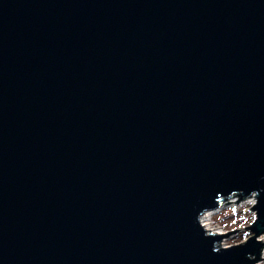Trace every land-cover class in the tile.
Returning a JSON list of instances; mask_svg holds the SVG:
<instances>
[{"label": "water", "instance_id": "obj_1", "mask_svg": "<svg viewBox=\"0 0 264 264\" xmlns=\"http://www.w3.org/2000/svg\"><path fill=\"white\" fill-rule=\"evenodd\" d=\"M255 197L221 248L201 217ZM264 0H0V264L264 261Z\"/></svg>", "mask_w": 264, "mask_h": 264}, {"label": "rangeland", "instance_id": "obj_2", "mask_svg": "<svg viewBox=\"0 0 264 264\" xmlns=\"http://www.w3.org/2000/svg\"><path fill=\"white\" fill-rule=\"evenodd\" d=\"M239 201V198H234L224 203L218 210L205 214V216L209 215L212 219L210 228L218 234L223 233L221 235H226L241 230L229 238H224L222 245H220L221 248L240 245L252 236V233L246 228L251 227L256 220V214L252 209L257 201L255 198L238 203ZM261 240H264V238ZM260 264H264V262Z\"/></svg>", "mask_w": 264, "mask_h": 264}, {"label": "bare ground", "instance_id": "obj_3", "mask_svg": "<svg viewBox=\"0 0 264 264\" xmlns=\"http://www.w3.org/2000/svg\"><path fill=\"white\" fill-rule=\"evenodd\" d=\"M206 214V213H205ZM212 219H211V217L209 216V215H207V216H205L204 215V217H202V219H200V221H201V224H202V226L204 227V228H206L209 232H214V230H211V229H209L208 227L211 225V221ZM216 233V232H215ZM218 234V233H217ZM221 234H223V233H220L219 235H221ZM264 241V240H263Z\"/></svg>", "mask_w": 264, "mask_h": 264}, {"label": "built area", "instance_id": "obj_4", "mask_svg": "<svg viewBox=\"0 0 264 264\" xmlns=\"http://www.w3.org/2000/svg\"><path fill=\"white\" fill-rule=\"evenodd\" d=\"M253 198H255V197H253ZM250 199H251V198H250ZM255 199H256V198H255ZM248 200H249V199H248ZM256 201H257V200H256ZM256 203H257V202H256ZM254 206H255V205H254ZM211 213H212V212H211ZM204 215H205V214H204ZM204 215H203L202 217H204ZM202 217H201V219H202ZM208 228L211 229L210 226H209ZM204 229L206 230L207 233H215V232H212V231L209 232L206 228H204ZM211 230H212V229H211ZM216 234H217V233H216ZM217 235H219V234H217ZM263 262H264V261H263Z\"/></svg>", "mask_w": 264, "mask_h": 264}]
</instances>
